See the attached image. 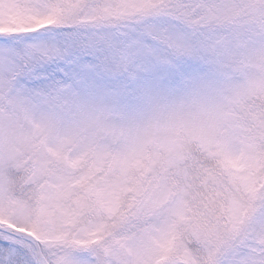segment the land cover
<instances>
[{
  "label": "snow or ice",
  "instance_id": "obj_1",
  "mask_svg": "<svg viewBox=\"0 0 264 264\" xmlns=\"http://www.w3.org/2000/svg\"><path fill=\"white\" fill-rule=\"evenodd\" d=\"M0 264H264V0H0Z\"/></svg>",
  "mask_w": 264,
  "mask_h": 264
}]
</instances>
